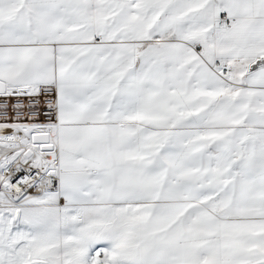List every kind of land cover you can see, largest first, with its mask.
Listing matches in <instances>:
<instances>
[{"label":"snow or ice","instance_id":"1","mask_svg":"<svg viewBox=\"0 0 264 264\" xmlns=\"http://www.w3.org/2000/svg\"><path fill=\"white\" fill-rule=\"evenodd\" d=\"M0 264H264V0H0Z\"/></svg>","mask_w":264,"mask_h":264},{"label":"built area","instance_id":"2","mask_svg":"<svg viewBox=\"0 0 264 264\" xmlns=\"http://www.w3.org/2000/svg\"><path fill=\"white\" fill-rule=\"evenodd\" d=\"M40 119L43 120V116H41Z\"/></svg>","mask_w":264,"mask_h":264}]
</instances>
